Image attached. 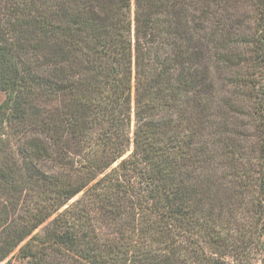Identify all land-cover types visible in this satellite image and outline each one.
<instances>
[{
    "label": "trees",
    "instance_id": "1",
    "mask_svg": "<svg viewBox=\"0 0 264 264\" xmlns=\"http://www.w3.org/2000/svg\"><path fill=\"white\" fill-rule=\"evenodd\" d=\"M0 91V264H264V0H0Z\"/></svg>",
    "mask_w": 264,
    "mask_h": 264
},
{
    "label": "rangeland",
    "instance_id": "2",
    "mask_svg": "<svg viewBox=\"0 0 264 264\" xmlns=\"http://www.w3.org/2000/svg\"><path fill=\"white\" fill-rule=\"evenodd\" d=\"M5 99V93L0 91V103ZM135 121L132 123V127L134 128ZM228 264H241L240 262L234 260L231 257H226ZM1 264H23V261L18 257L17 252H14L8 259H6ZM251 264H261L259 259H254Z\"/></svg>",
    "mask_w": 264,
    "mask_h": 264
}]
</instances>
